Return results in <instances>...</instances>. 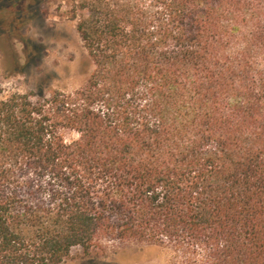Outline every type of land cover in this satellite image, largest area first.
I'll return each mask as SVG.
<instances>
[{
  "label": "trees",
  "instance_id": "obj_1",
  "mask_svg": "<svg viewBox=\"0 0 264 264\" xmlns=\"http://www.w3.org/2000/svg\"><path fill=\"white\" fill-rule=\"evenodd\" d=\"M70 13L87 83L0 98V264L108 239L168 247L173 264H264V0Z\"/></svg>",
  "mask_w": 264,
  "mask_h": 264
},
{
  "label": "rangeland",
  "instance_id": "obj_2",
  "mask_svg": "<svg viewBox=\"0 0 264 264\" xmlns=\"http://www.w3.org/2000/svg\"><path fill=\"white\" fill-rule=\"evenodd\" d=\"M71 8L72 0H0V98L87 83L94 65ZM174 256L162 245L108 239L103 249L74 248L60 264H173Z\"/></svg>",
  "mask_w": 264,
  "mask_h": 264
}]
</instances>
